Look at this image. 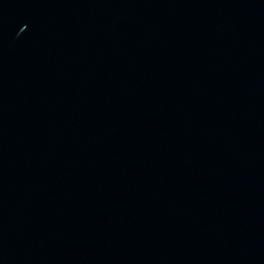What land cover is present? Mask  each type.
<instances>
[{"label":"water","instance_id":"water-1","mask_svg":"<svg viewBox=\"0 0 264 264\" xmlns=\"http://www.w3.org/2000/svg\"><path fill=\"white\" fill-rule=\"evenodd\" d=\"M0 264H264V0H0Z\"/></svg>","mask_w":264,"mask_h":264}]
</instances>
